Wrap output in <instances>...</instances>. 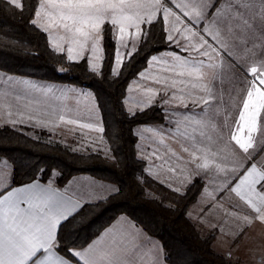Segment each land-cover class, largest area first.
Here are the masks:
<instances>
[{"label":"crops","instance_id":"0c3cea01","mask_svg":"<svg viewBox=\"0 0 264 264\" xmlns=\"http://www.w3.org/2000/svg\"><path fill=\"white\" fill-rule=\"evenodd\" d=\"M43 2L44 0H39L37 5L36 12L39 11L41 14L38 17L35 13L36 26L47 33L52 49L67 56L68 34L63 28L55 26L59 21L55 17L54 9L40 7ZM183 2L186 0H175L177 4ZM204 2L215 6L204 10V19L194 21L195 27L192 30L197 32H203L204 29L209 30L205 36L212 46L201 50V52L207 51L208 55L196 51H186L187 55L181 56L179 60L174 57L167 60L164 64L167 70L162 75H159L157 67L151 68L149 77L160 79L168 95L175 97V99L172 97L171 100L174 105L179 106L175 110L189 111L187 109L191 104L194 106L192 112L209 111L218 117L220 121H218V125H215L216 128H221L224 123V126L229 125L232 130L228 140L221 136H215L213 141L216 145H226L223 146L224 156L220 154L223 153L222 151L220 153L216 151L217 155L213 153L212 157H203L199 154V145L203 143V139L199 138L197 126L190 125V129H183L180 137L182 142L196 146L191 149L186 158L184 157L186 153H183L182 159L189 160L187 171L175 168L174 161L168 164L167 182L171 189L183 191L194 179L201 177L205 180L204 189L212 191L213 196H218L219 193L229 188V202L235 201L239 205L244 203L245 208L251 212L250 217L246 215L249 218L247 222L253 223L254 203L257 202L256 199L261 201V197L264 196V192L259 190V185L264 181L250 189L248 184L239 185L238 177L244 173L250 162L256 163L257 168L264 172V152H259L260 147L264 146V108L260 109L254 130L250 133L248 125L240 121L239 116L244 111L243 105L248 99L247 93L252 90L249 86H253V89L261 87L256 81L260 79L259 73L264 72V0H204ZM255 2H259L260 7H256ZM177 14H180L178 10ZM144 16V23L140 25V34L143 26L149 24V21L152 23L161 17L164 22L162 9L151 15L145 12ZM103 25L101 26L102 39L100 41L102 50ZM174 25L181 31L172 32V35L178 43H182V47L187 49L190 43H198L197 38H192L191 41L187 39L190 34L185 32L184 28L186 25L191 27L187 20H184L182 24H177L175 17L169 16L167 22H164L167 34ZM114 27L118 32L117 38L119 39V35H121L119 26ZM136 32L135 27L127 28L124 34L125 39L129 42L132 38H138L140 35L137 36ZM217 32L219 38L214 40ZM57 44L63 47V52L54 46ZM87 47L88 50L85 51L84 56L91 58V41ZM73 54L75 55V52ZM101 55H104V50ZM81 60L78 58L73 62ZM102 61L103 59L93 60L100 67ZM253 67L257 68L255 80L251 72ZM57 84L62 83L13 75L0 70V127L24 126L62 137H76L79 134L89 137L95 130L100 131V115H97L94 103H84L78 101L79 99L76 97L72 98L71 93L81 92L79 87L72 88L66 85V87H60L61 85L57 87ZM61 95L63 98L58 99L57 97ZM179 96L182 98L179 99ZM253 98L255 99V92ZM248 111L251 112L252 109L250 108ZM223 114H225L224 121L222 120ZM81 125H92V127H81ZM240 128H243V131H240ZM218 135H221V132ZM233 135L242 141H247L251 136L252 148L242 154L243 151L232 139ZM177 137L179 138L176 136V138L169 139L168 142H177ZM186 138L188 141L185 140ZM204 142H206L205 139ZM257 152L259 155H256ZM205 163L208 164L207 168L202 166ZM13 172L12 163L1 157L0 198L7 195L8 192L26 185L47 186L51 183L54 188L60 191L67 190L66 197L70 198V203L67 205L68 218L77 213L83 205L103 200L118 191L116 184L100 180L89 174L75 175L63 186L57 184V174L55 173L47 181L35 179L24 184L14 185ZM238 185V191L241 193L239 196L231 191ZM202 195L203 192L200 196ZM199 199L195 203H199ZM21 207L26 208L27 205L21 204ZM110 228H114V231L105 236L104 234ZM252 232H248L247 235L251 237V240L255 238L254 231ZM101 236H104V241L100 245V249L108 254L104 264H109V261L111 264H168L162 242L125 214L119 215L94 240H98ZM261 237L257 236L258 243V239ZM251 246L253 247V244ZM252 250L246 252L243 250L241 254L248 255L253 252Z\"/></svg>","mask_w":264,"mask_h":264},{"label":"trees","instance_id":"16d2710c","mask_svg":"<svg viewBox=\"0 0 264 264\" xmlns=\"http://www.w3.org/2000/svg\"><path fill=\"white\" fill-rule=\"evenodd\" d=\"M38 2L22 0L23 7L18 9L6 0H0V70L89 88L99 104L104 135L111 142L116 161L109 162L97 153L73 152L59 143H49L30 134L46 136L45 131L24 126H2L0 158L12 163L13 184L20 185L35 179L47 181L57 173L56 181L61 186L79 174H89L117 185L116 193L83 205L61 224L58 236L76 248L86 247L119 215L125 214L162 242L168 264H230L213 250L212 237L202 238L187 219L189 206L202 191V179H195L183 194L148 178L144 183L139 181L144 163L135 153V130L140 125L162 123L164 112L158 106H151L131 115L124 97L129 82L147 66L149 58L173 48L166 39L162 18L144 25L136 54L131 61L127 59L124 62L119 76H112L116 52L113 26L108 22L103 25L104 55L97 74L89 70L86 60L73 62L65 54L52 49L47 33L32 23ZM109 28L111 31H107ZM146 187L172 195L176 209H167L157 201L145 199Z\"/></svg>","mask_w":264,"mask_h":264},{"label":"snow or ice","instance_id":"6c2138e0","mask_svg":"<svg viewBox=\"0 0 264 264\" xmlns=\"http://www.w3.org/2000/svg\"><path fill=\"white\" fill-rule=\"evenodd\" d=\"M6 2L15 8L23 7L21 0H6ZM214 6V4H206L204 0H186L179 4L175 3V0H163V2L161 0H44L40 4L41 8L51 7L55 10V17L59 21L55 26L63 28L68 34L67 59L70 61H76L78 58L86 60L89 70L97 74L100 73V65L94 63L93 60L103 59L100 41L102 39L101 26L105 21H108L111 26H119L120 39L123 40L126 29L129 27H135L136 35H140V25L144 23L145 12L151 15L162 9L164 22H167L169 16H174L177 24H182L184 20H187L188 25H191V27L186 25L184 28V31L190 34L187 39L190 41L192 38L198 39V43H190L187 49L182 48L181 50L208 55L207 51L201 52V50L212 46L205 36L209 30L204 29L203 32H197L192 29L195 27L194 21L204 19V10ZM177 10L180 12L179 15ZM40 14L39 11L36 12V16L39 17ZM32 23L35 25L37 21L33 20ZM180 31L181 29L174 25L166 37L170 43H176L177 47L181 46L174 39L172 32ZM218 38L219 33L217 32L214 40ZM89 41H91L92 57L86 58L84 53L88 50ZM54 46L59 51H64L60 45ZM134 54H136V48L133 45L131 51L126 54L129 61ZM172 55L175 59H180L175 53ZM157 60V56H152L148 63L151 65ZM124 62L125 54L117 48L114 66L111 69L112 76L121 74V66ZM251 72L255 80L257 68L253 67ZM139 75L142 78L145 77L144 72H140ZM259 76L260 79L256 82L261 87L253 89V86H249L252 90L248 91V99L243 105L244 111L239 116V120L248 125L249 133L254 130L260 109L264 108V90H262L264 89V72L259 73ZM157 82L159 83L160 80ZM25 83L28 82L25 81ZM254 92L255 99L253 98ZM250 108L251 112L248 111ZM81 127L91 128L92 125H81ZM239 130L243 131L242 128ZM232 139L245 153L252 148L251 136L247 141H242L236 135H233ZM259 152H264V146L260 147ZM259 152L256 155H259ZM202 166L207 168L208 164L205 163ZM238 179L239 185L248 184L252 189L254 185L264 181V172L257 168L256 163L250 162ZM239 185L231 189L238 196L241 195L238 191ZM261 187L264 188V184ZM66 192L67 190L60 191L54 188L51 183L47 186L30 184L10 191L0 198V264H104L108 255L100 249L104 236L80 250L62 236H58V227L68 218L67 205L70 203V198L66 197ZM241 198L243 199V196ZM261 203L264 204V196L261 197ZM21 204H26L27 207L22 208ZM255 210L258 213L261 212L260 207ZM113 231L114 228H110L104 235L107 236Z\"/></svg>","mask_w":264,"mask_h":264},{"label":"rangeland","instance_id":"374dc122","mask_svg":"<svg viewBox=\"0 0 264 264\" xmlns=\"http://www.w3.org/2000/svg\"><path fill=\"white\" fill-rule=\"evenodd\" d=\"M255 4L256 7H260L259 2H255ZM113 30L116 41V50L119 48L120 52L125 54L126 61L128 59L126 54L131 51L133 45L135 46L136 51L139 48L143 37L144 26L140 36L136 39H130L129 42L125 39V36L124 39L121 40L119 35L118 39V32L114 26ZM124 45H127V47H124ZM171 45L173 46L172 49H167L152 55L157 56L158 60L153 62L151 65L147 63V66L140 71L145 73V77L142 78L139 75V72L137 76L129 82L126 88L124 103L128 113L131 115L151 106H158L164 112V121L162 123L140 125L135 130V153L137 158L144 163L142 176H139V181L144 183L145 179L148 178L175 193L183 194L188 186L183 191H175L169 187L167 182V173L169 171L168 164H171V162L174 161L175 168L187 171L189 168V160L182 159L183 153H186L184 156L186 158L191 149L196 146L195 144L191 145L186 142L183 143L181 140L182 138H180L182 135L181 131L183 129H190V125L192 127L197 126L199 129V138L203 139V143H200L199 145V154L203 157H212L213 153L217 155L216 151L219 153L221 151L223 152V146H226L224 144L216 145L213 142L215 136H221V138L228 140L232 129L229 125L224 126V123L221 128H216L215 125H218V121H220L218 117L209 111H201L199 113L192 112L194 106L191 104L187 109L189 111L175 110L179 107L178 105H174L171 101L172 97L174 99L175 97L173 95L172 97L168 95L165 86L161 84L162 81L159 83L157 82V80L160 79H152L149 77L150 69H153V67H157L159 75L165 73L166 70L164 64L171 57H174L172 53H175L179 57L187 55L186 51L181 50L184 48L182 47V43H179L181 47H177L176 43H171ZM151 57L148 61L151 60ZM65 85L72 88H80L82 93H71L72 98L76 97V99H79L78 101L84 103H94L97 115H100L102 131L95 130L93 135L89 137L80 134L76 137H62L59 135L49 134L46 131V136L33 132L30 134L37 139L40 138L49 143H59L73 152L82 154L97 153L105 160L115 162L116 159L111 148V142L104 135L103 117L95 94L89 88L72 84L62 83L57 84V87H66ZM57 98L62 99L63 97L61 95ZM181 98L182 96H179V99ZM224 115L225 114L222 115L223 121L225 118ZM226 115L229 117L228 114ZM220 132L221 135H218ZM204 134L206 135L204 136ZM176 136H179V138L177 137L178 140L176 139L177 142H168L169 139L174 137L176 138ZM204 139L206 142H204ZM185 140L188 141V138ZM239 149L243 151L240 147ZM220 154L224 156V152ZM242 154H244V151ZM171 158H173V160H171ZM197 178L203 180V188L201 191V193L203 192V195L200 196L201 193L198 195L197 199H199L200 196L199 203H195L197 201L196 199L195 202L189 206L186 213L189 223L195 227L202 238L212 237L213 250L217 254L222 255L230 264H263L264 204H262L258 199L255 200L257 202L254 203L253 208L254 222H247L249 218H247L246 215L250 217V210L245 208L244 203H240L241 205H239V203H235V201H232V203L229 202V188H227L226 191L219 193L218 196H213L214 193L212 191H206L204 189L205 180L201 177ZM259 190L264 192V189H261V185H259ZM167 195L168 194L166 193H159L156 189H151V187H146L144 198L151 201H157L167 209L175 210L176 206L172 201L174 197L170 194L168 196ZM257 207L261 208L260 213L255 210ZM220 219H222V221H219ZM252 231H254L255 234V238L253 240H251V237L247 236L248 232L253 233ZM258 235L262 236L258 239L259 243L257 242ZM246 236L247 239L245 238ZM251 244H253V247ZM249 247H252L251 249H253V252H250L248 255H245V253L241 254V251L243 250L244 252L251 251Z\"/></svg>","mask_w":264,"mask_h":264}]
</instances>
